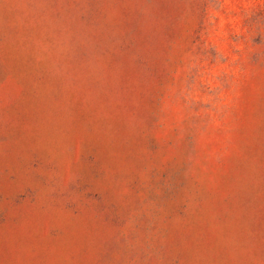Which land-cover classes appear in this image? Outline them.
<instances>
[{"label": "rangeland", "instance_id": "rangeland-1", "mask_svg": "<svg viewBox=\"0 0 264 264\" xmlns=\"http://www.w3.org/2000/svg\"><path fill=\"white\" fill-rule=\"evenodd\" d=\"M0 264H264V0H0Z\"/></svg>", "mask_w": 264, "mask_h": 264}]
</instances>
